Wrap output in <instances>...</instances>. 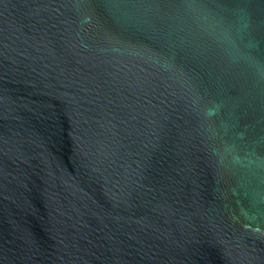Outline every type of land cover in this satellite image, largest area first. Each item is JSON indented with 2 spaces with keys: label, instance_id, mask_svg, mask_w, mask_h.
Wrapping results in <instances>:
<instances>
[{
  "label": "water",
  "instance_id": "95a60500",
  "mask_svg": "<svg viewBox=\"0 0 264 264\" xmlns=\"http://www.w3.org/2000/svg\"><path fill=\"white\" fill-rule=\"evenodd\" d=\"M0 264H264V0H0Z\"/></svg>",
  "mask_w": 264,
  "mask_h": 264
}]
</instances>
